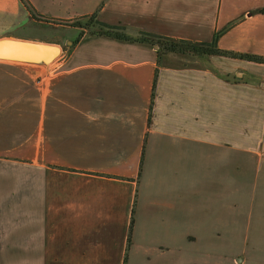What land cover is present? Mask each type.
<instances>
[{"label":"crops","instance_id":"1","mask_svg":"<svg viewBox=\"0 0 264 264\" xmlns=\"http://www.w3.org/2000/svg\"><path fill=\"white\" fill-rule=\"evenodd\" d=\"M28 1L48 22L0 0V38L61 52L0 59V241L15 237L37 264H124L134 216L127 264H264V228L253 251L236 239L263 175L264 64L170 54L160 65L156 45L76 25L97 13L134 37L264 56V0Z\"/></svg>","mask_w":264,"mask_h":264},{"label":"trees","instance_id":"2","mask_svg":"<svg viewBox=\"0 0 264 264\" xmlns=\"http://www.w3.org/2000/svg\"><path fill=\"white\" fill-rule=\"evenodd\" d=\"M23 2L25 3V5L30 10L33 17L36 20L43 21V18L36 12V10L32 7V5L28 0H23ZM84 18H88L89 23H86V25H84L83 23H81V21H78L76 22V25L84 28L90 25L95 26L94 30H90L92 34L112 37L127 42H141V43L150 44L152 46L155 45L159 46L157 52L159 58L158 62L160 65L168 63L165 61V58L170 54H175L182 58H201L210 55H221V56L246 59L249 61L264 64V56L225 50L220 48L217 45L216 41L213 42L193 41V40L179 39L169 36H160L146 32H142L138 37H134L129 35L125 31V27L121 25H109L100 21L97 18V13H94L93 15ZM81 36L82 33L80 37ZM78 41L79 39L75 40L72 46L76 45ZM178 65H194V64L178 63ZM133 213H135V211ZM133 227H134V216L132 218V223L129 229L128 249L124 264H127L129 259L128 251L132 244Z\"/></svg>","mask_w":264,"mask_h":264},{"label":"rangeland","instance_id":"3","mask_svg":"<svg viewBox=\"0 0 264 264\" xmlns=\"http://www.w3.org/2000/svg\"><path fill=\"white\" fill-rule=\"evenodd\" d=\"M88 20H89L88 18H83L79 21H81V23L86 25V23H89ZM43 22H48V21L43 20ZM36 27H38L41 31L46 30V28H44L42 26H36ZM85 28L88 30H94L95 26L90 25V26H87ZM45 32L49 33L50 31L47 32V30H46ZM46 33L40 34V35H42V37H48ZM50 44H56V43H50ZM50 63H51V61H50ZM169 63H177V64L178 63H186V64H198L199 65L201 62L197 61V58H182V57L176 56L172 61L169 60ZM8 169H15V168L13 167V168H8ZM261 171H262L263 175L260 179V184L258 182V186L256 187V184H255L256 179L255 180L253 179L254 183L252 181V183L250 185V187L253 188L252 193H250V189L248 190V194L246 193V195H247V206L246 207H248V206L252 207V212H253V216L250 218V220H248L247 226L245 224H241V225H239L240 229H238V227L232 226V229H234V230L238 229L239 230L238 232H236V233H238L237 235L235 233H233L232 230H228V228H226V227H225V229L222 228L223 230L220 229L219 227L214 228L215 229L214 233L217 236L221 235V236H226V238H227V236H229L230 232H231V235H233V234L236 235L237 240H238V238L240 239V237H242V239H244V237H248L249 238L248 242L250 245V249L252 251L254 250V235L256 233V230H258V227H259V230H260V228H264V226L261 227V226H259L260 224H258V221L261 217L263 218V219L261 218L262 223H264V162L262 163ZM247 174H249V173H247ZM244 178L245 177L243 176L240 179H244ZM14 181H15L14 178H11L9 180L8 185H5V186H8V187L15 186L16 184ZM246 181H247V184L249 186V184H250L249 178H247ZM242 184L243 183L241 181V185ZM248 186H247V188H249ZM241 196H243V192H241ZM235 198L236 197H231V199H230L231 205H232V199H235ZM238 210L239 209H230V216H231V214L236 215ZM13 214H14V210H11L10 211V217L6 216V215H4V216H5V218L8 217L9 220H12V219H14ZM2 219H4V218H2ZM242 220H244V223L246 222V219H242ZM241 223H242V221H241ZM17 245H18V247H17ZM20 245H21L20 243H17L15 241V237H12L11 240H10V238H7V237L3 238L2 237V241H0V264H37L36 261H38V259H36V258H31L30 256L29 257L18 256L20 254H23L21 252L22 249H20Z\"/></svg>","mask_w":264,"mask_h":264},{"label":"water","instance_id":"4","mask_svg":"<svg viewBox=\"0 0 264 264\" xmlns=\"http://www.w3.org/2000/svg\"><path fill=\"white\" fill-rule=\"evenodd\" d=\"M60 52L61 48L57 44L8 37L0 38V59L4 60L42 61L48 64Z\"/></svg>","mask_w":264,"mask_h":264}]
</instances>
